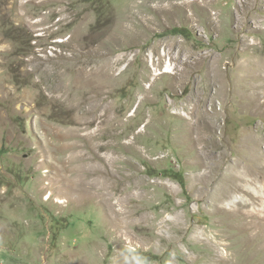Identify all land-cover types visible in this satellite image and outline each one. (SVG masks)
<instances>
[{"label": "rangeland", "instance_id": "1", "mask_svg": "<svg viewBox=\"0 0 264 264\" xmlns=\"http://www.w3.org/2000/svg\"><path fill=\"white\" fill-rule=\"evenodd\" d=\"M0 264H264V0H0Z\"/></svg>", "mask_w": 264, "mask_h": 264}, {"label": "bare ground", "instance_id": "2", "mask_svg": "<svg viewBox=\"0 0 264 264\" xmlns=\"http://www.w3.org/2000/svg\"><path fill=\"white\" fill-rule=\"evenodd\" d=\"M145 2H146V1H145ZM143 4H145V3H143ZM147 4H148V3H147ZM147 4H146V5H147ZM141 6L143 7V5H142V4H141ZM177 6H178V5H177Z\"/></svg>", "mask_w": 264, "mask_h": 264}]
</instances>
